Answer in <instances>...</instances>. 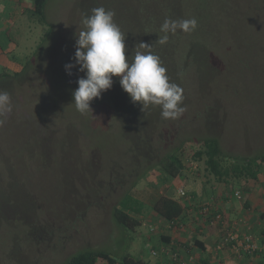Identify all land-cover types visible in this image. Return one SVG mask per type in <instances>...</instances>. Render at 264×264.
<instances>
[{
    "label": "rangeland",
    "instance_id": "obj_1",
    "mask_svg": "<svg viewBox=\"0 0 264 264\" xmlns=\"http://www.w3.org/2000/svg\"><path fill=\"white\" fill-rule=\"evenodd\" d=\"M97 7L115 11L126 50L135 54L152 34L163 36L165 20L197 19L193 32L169 33L163 47L174 56L163 65L167 75L183 89L179 119H163L159 106L143 110L116 76L91 102L92 113L76 111L73 91L84 73L77 65L69 75L65 65L74 63L77 34ZM31 13L16 22L10 13L0 23L9 40L0 46V90L13 109L0 126V200L12 208L0 206V264H64L91 248L147 253L146 242L131 245L137 232L121 226L113 210L135 198L148 213L147 201L173 188L150 174L149 154L158 160L178 148L186 175L174 181L185 188L221 183L194 158L195 142L205 137H218L230 157L264 153V0H48L49 25ZM189 44L205 66L184 65ZM248 183L263 200L264 173ZM223 186L242 192L238 181Z\"/></svg>",
    "mask_w": 264,
    "mask_h": 264
},
{
    "label": "crops",
    "instance_id": "obj_2",
    "mask_svg": "<svg viewBox=\"0 0 264 264\" xmlns=\"http://www.w3.org/2000/svg\"><path fill=\"white\" fill-rule=\"evenodd\" d=\"M32 5L33 0H0V23L9 20L5 15L10 13L9 18L16 22ZM5 41H9L6 32H0V46ZM152 172L150 174L154 175ZM207 184L205 181L197 187L194 184L184 185L187 193L184 198L177 192L179 185H175L171 191L167 187L165 192L157 194L159 198L163 193H173V197L184 207L180 218L167 220L155 211L141 216L134 213L141 224L134 230L137 233L131 245L141 247L146 242L145 247L151 248L147 253L138 251L137 257L146 264H174L172 254L178 252L187 264H264V199L253 196L246 200L243 196L236 198V191L234 196L225 193L221 183H212L209 187ZM138 198L147 201L140 196ZM147 202L153 203L150 200ZM152 226L156 229L154 233L150 231ZM246 234L253 235L255 250L259 253L249 251L242 245L245 244ZM230 235L235 239L225 242ZM164 236L170 238L169 243L165 242ZM230 242L232 249L226 247ZM222 243L224 246L220 247Z\"/></svg>",
    "mask_w": 264,
    "mask_h": 264
},
{
    "label": "clouds",
    "instance_id": "obj_3",
    "mask_svg": "<svg viewBox=\"0 0 264 264\" xmlns=\"http://www.w3.org/2000/svg\"><path fill=\"white\" fill-rule=\"evenodd\" d=\"M114 10L97 7L86 15L84 29L77 34L74 63L65 65L69 75L72 68L84 76L78 78V87L73 91V103L81 115L92 113L91 102L113 85V77H119L122 89L129 94L133 103L139 102L143 110L149 106H159L161 117L176 120L185 111L182 106L183 89L171 82L167 70L158 55L151 52H137L133 59L126 56L125 35L114 21ZM198 26L195 17L183 20H165L158 42L166 44L168 34L177 30L193 32ZM141 47H150L141 43ZM11 97L7 91L0 90V126L12 112ZM243 196V195H242Z\"/></svg>",
    "mask_w": 264,
    "mask_h": 264
},
{
    "label": "trees",
    "instance_id": "obj_4",
    "mask_svg": "<svg viewBox=\"0 0 264 264\" xmlns=\"http://www.w3.org/2000/svg\"><path fill=\"white\" fill-rule=\"evenodd\" d=\"M48 0H33V5L31 8V16L37 18L39 23L43 25H49L48 20L46 19L45 14V6ZM153 25L150 26V28L145 26L146 32L150 33L149 31H153L152 29ZM159 32V31H158ZM161 35H164V33L159 32ZM178 34L181 36L185 34V32L178 30ZM158 38L156 37L154 39V36L152 34V42H149L150 47H143L139 48L137 47V52L147 53L151 52L155 55H158L163 63V65L166 64L167 60L166 58H174L173 54L171 52H168L167 50H164V44L161 45L158 42ZM176 43H174L175 45ZM178 45H176L177 47ZM187 49V55L184 62V65L190 61L193 62L194 65L197 67H202L203 64L205 66L206 62L196 59L197 55V49L196 47L192 46V44H189ZM206 50V49H205ZM129 51V52H128ZM166 54V55H165ZM135 50L133 47H130L129 50H126V56L129 60L133 59L135 56ZM205 55V53H204ZM181 71V70H180ZM18 72L15 73L14 77L18 76ZM113 92L118 91L117 88L112 89ZM189 143L194 142L193 140H187ZM195 145L196 150L194 152V158L198 160H203L205 162V169L206 171L213 175V177L220 183L221 186L226 184H233V181H238L240 184V188L243 194V198L246 200L250 196L255 197L256 193L255 188L253 186L249 185L248 179H254L258 181L259 176L261 173H264V153L257 155V156H245V157H230V155H227L223 152L220 140L216 136H209L201 139ZM178 148L174 149L172 152L165 154L164 156L160 157L157 160V155L153 154L156 152H152L148 155V158H150L147 169L153 171L154 175H159L160 180L162 182L170 181L169 183L172 184V187L175 188V185L173 184L174 178H180L184 177L186 175V166L184 165L183 161L180 159V157L177 155ZM138 156H140L138 154ZM152 158H151V157ZM137 157V156H136ZM146 158V156H144ZM140 158V157H139ZM158 163V165H157ZM155 165H157L155 167ZM157 168L156 170H154ZM153 169V170H152ZM158 172V173H157ZM141 177H139L140 179ZM172 181V182H171ZM264 186V183H262ZM171 187V186H170ZM226 188V187H225ZM224 186L222 190H224L225 193L234 194V190H225ZM172 188H168L169 191H171ZM235 189V188H234ZM234 191V192H233ZM263 194H264V187H263ZM246 195V196H245ZM5 196V195H4ZM3 196V197H4ZM173 193H163L159 196V198L154 199L152 205H151V211H155L160 217L165 218L167 220H173L176 218H180L181 215H183L184 207L181 205V203L176 200L173 197ZM264 197V196H263ZM5 200H8L6 196L4 197ZM120 201V200H119ZM141 201V200H140ZM3 201L0 200V206L1 208H5L9 211H11V206L9 205H2ZM2 210V209H1ZM150 211V212H151ZM138 214L141 216V214L147 213L146 210L143 209V205H141L140 202H138L137 199H122L116 206H114L113 215L114 218L118 221V223L121 224V226L130 229L134 231L138 226H140L141 222L135 216V214ZM153 227V226H152ZM155 229V227H153ZM156 230V229H155ZM151 232L153 229H150ZM249 233V232H248ZM253 237V235H252ZM166 243H169V237L164 236ZM254 240V237H253ZM226 247H231L232 249V242L227 244ZM227 248V249H228ZM254 253H259L257 250H252ZM64 264H146L145 261L142 258L132 256L131 254H123L121 256H116L112 254L109 251L105 250H99V249H84L82 251H79L78 253L72 255Z\"/></svg>",
    "mask_w": 264,
    "mask_h": 264
},
{
    "label": "built area",
    "instance_id": "obj_5",
    "mask_svg": "<svg viewBox=\"0 0 264 264\" xmlns=\"http://www.w3.org/2000/svg\"><path fill=\"white\" fill-rule=\"evenodd\" d=\"M177 192H178V194L181 196V197H186V195H187V193H186V191H185V189L183 188V187H179L178 188V190H177ZM235 196L237 197V198H241L242 197V192H240V191H236L235 192ZM231 239H235V237L233 236V235H230V236H228V237H226V240H225V242H228L229 240H231ZM243 243H245V244H242V245H244V247H245V249H248L249 251L251 250H255L257 247H256V245H255V243H254V240H253V237H252V235L251 234H246L245 236H244V241H243ZM224 246V243H222L221 245H220V247H223ZM153 254H156V252L155 251H153ZM172 258H174V264H187L185 261H183L182 259H181V257H180V254L178 253V252H175V253H173L172 254Z\"/></svg>",
    "mask_w": 264,
    "mask_h": 264
}]
</instances>
